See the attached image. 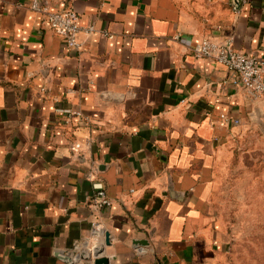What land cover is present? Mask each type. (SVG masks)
Returning <instances> with one entry per match:
<instances>
[{
    "label": "crops",
    "instance_id": "obj_1",
    "mask_svg": "<svg viewBox=\"0 0 264 264\" xmlns=\"http://www.w3.org/2000/svg\"><path fill=\"white\" fill-rule=\"evenodd\" d=\"M37 1L91 30L69 49L32 0H0V264H228L216 196L264 162V100L193 48L264 64V0Z\"/></svg>",
    "mask_w": 264,
    "mask_h": 264
},
{
    "label": "rangeland",
    "instance_id": "obj_2",
    "mask_svg": "<svg viewBox=\"0 0 264 264\" xmlns=\"http://www.w3.org/2000/svg\"><path fill=\"white\" fill-rule=\"evenodd\" d=\"M232 162L220 181L216 213L229 240L228 264H264V162Z\"/></svg>",
    "mask_w": 264,
    "mask_h": 264
},
{
    "label": "built area",
    "instance_id": "obj_3",
    "mask_svg": "<svg viewBox=\"0 0 264 264\" xmlns=\"http://www.w3.org/2000/svg\"><path fill=\"white\" fill-rule=\"evenodd\" d=\"M240 4L241 0H229V7L234 13L239 12ZM30 8L45 18L49 29L60 37L69 49H79L77 34L89 33L91 30L79 25L78 16L73 10L50 11L47 6L40 5L37 0H32ZM193 54L195 57L210 59L226 67L235 74L237 81L250 97L264 100V64L253 55L233 50L229 42L219 44L209 39H202L193 48ZM74 147L78 148L79 145L75 144ZM90 202L96 211L108 208L112 204L101 187L94 190ZM93 226L96 227V224Z\"/></svg>",
    "mask_w": 264,
    "mask_h": 264
},
{
    "label": "water",
    "instance_id": "obj_4",
    "mask_svg": "<svg viewBox=\"0 0 264 264\" xmlns=\"http://www.w3.org/2000/svg\"><path fill=\"white\" fill-rule=\"evenodd\" d=\"M138 244H144V241H139ZM104 245L108 246L110 245V236L109 233H104ZM103 251L97 250V252L93 253V255H96V257L93 259L92 264H108V260L104 257H97V255L102 254ZM83 260H88V255H80ZM61 260L66 264H72L71 260L68 257H62Z\"/></svg>",
    "mask_w": 264,
    "mask_h": 264
}]
</instances>
